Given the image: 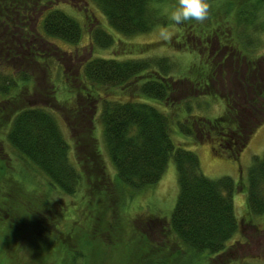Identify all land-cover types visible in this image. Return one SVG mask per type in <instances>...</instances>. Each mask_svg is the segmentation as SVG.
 I'll list each match as a JSON object with an SVG mask.
<instances>
[{"label":"rangeland","instance_id":"obj_1","mask_svg":"<svg viewBox=\"0 0 264 264\" xmlns=\"http://www.w3.org/2000/svg\"><path fill=\"white\" fill-rule=\"evenodd\" d=\"M54 1H57V8L75 18L83 28V36L78 45H70L61 39H50L72 57V61L66 65H62L64 62L56 56L52 57L53 62L46 58H43L45 61L39 59V55L35 57L36 60L26 59L31 56L32 50H39L41 34L45 35V14H40L42 7L34 5L37 10L20 15L10 0L8 7H5L9 10L11 24L8 26L5 19L0 23V43L4 47L2 51L0 48V74L16 77L17 73L24 72L33 81L30 88L22 89L20 95L23 97L19 94H15L13 99L0 97V264H49L51 259L54 264H190L192 260L196 261V255L188 251L170 230V221L179 197L178 171L174 160L170 161L166 173L156 185L148 186L140 192L123 188L105 144L99 108L92 117L89 115L84 118L85 121L92 120L90 130H87L88 127L79 130L68 127L63 115L67 116L68 113L54 107L56 102L35 100L50 91L55 86L53 83L65 80L67 75L74 86L84 87L79 80L81 68L93 58L118 61L131 58L155 59L154 62L160 58L170 59L174 69L164 73L167 77L207 84L214 80V74L208 75L207 67L201 70V64L209 57L211 62L216 60L219 70L215 86L226 80L232 87L226 85V89H220L218 93L217 88L210 83L212 88L209 91L221 94V97H217L219 101H215L213 95H203L206 90L193 91L195 95L209 97L204 99L203 106H196L195 110L200 111L199 117L205 120L218 119L225 114L224 104L229 92L236 91L232 80L239 84L237 78L249 74L252 78L250 81H253L260 77L262 69L261 89H264V28L263 34L254 40V46L241 34L223 28L227 32L221 33L223 38L234 33L235 44L219 56L218 53L213 54L215 51L210 48L216 35L210 20L216 23V20L224 18L222 16H227L230 18L227 26L237 27L238 14L244 0H232L233 4L228 9H223L227 6H222L225 0H207L209 10L203 22L188 21L180 25L171 22L165 13V8L175 4L176 0H158L159 13L165 18L149 33L133 37H125L116 32L94 0ZM212 14L214 16L211 18ZM30 22L32 33L25 29ZM198 27L203 29L202 33L199 30L195 32ZM95 28L107 31L108 35L115 38V43L106 50L99 48L100 43H94L92 38ZM219 37L220 34L216 39L219 40ZM141 47H146V51H141ZM18 48L24 49L26 58L21 56L14 59L8 52ZM230 62L233 65L226 68ZM67 66L69 71L66 74ZM151 69H155L154 65H151ZM143 82L140 81V85ZM133 90V86L117 92L112 90L107 97L114 99L118 96L124 102L141 100ZM252 90L250 92L257 95L255 89ZM72 98L77 101V97ZM260 102L264 103V99L260 98ZM260 102L247 108V111H253V114L249 112L252 114L251 121L245 127V134L249 138L237 157H230L222 151L220 154L214 152L204 138L196 140L192 134H180L181 127L175 125L177 121L171 118L166 107L157 102H149L159 111L168 113L175 143L198 155L205 176L214 180L229 177L238 188L234 204L241 224L240 232L224 253L213 256L208 263L199 261V264H264V216L255 219L248 217L244 193L249 170L256 159L264 158V106H257ZM229 103L232 104V101ZM207 104L211 106L207 108ZM28 107L43 108L56 116L71 147L70 160L82 175L74 194H67L55 187L45 173L21 156L9 143L8 134L12 130L13 117ZM188 127L192 128V125L189 123L183 126ZM78 133L91 145V151H97L92 156V175L89 169L78 165L75 146ZM94 203L99 205V209L91 212L88 206ZM93 213L99 216L94 223Z\"/></svg>","mask_w":264,"mask_h":264},{"label":"trees","instance_id":"obj_2","mask_svg":"<svg viewBox=\"0 0 264 264\" xmlns=\"http://www.w3.org/2000/svg\"><path fill=\"white\" fill-rule=\"evenodd\" d=\"M94 1L108 18L109 25L125 37L149 33L160 24L161 19L165 18L159 13L158 0H155L156 3L153 0V2L151 0ZM231 1L225 0L222 6H227L223 9L231 8L233 4ZM9 3L10 0H0V23L5 19L8 26L11 24V16L7 9ZM34 5L42 7L40 14H45L43 21L45 35L40 33L39 50H32L28 58L21 48L11 49L8 52L14 56V59L24 57L31 61L36 60L35 57L39 55V59L46 58L53 62L52 57L56 56L64 62L62 65L70 63L72 57L50 39H61L70 45H78L83 36L82 26L75 18L57 8V1L12 0V7L20 15L31 14L34 9L37 10ZM213 16L214 14L211 18ZM222 17L224 18L216 20V23L210 20L214 28L213 32L216 34L210 48L215 51L213 54L218 53L219 56L235 44L234 33L228 37L224 35L226 38H223L221 33H227L223 28H230L236 34H241L248 43L251 42L250 45L254 46V40L263 34L264 1L244 0L238 14L237 27H228L230 18ZM31 28V22L25 26V29H29V33L33 31ZM198 30L201 32L203 29L198 27L195 32ZM218 34L221 35L219 40L216 39ZM92 38L93 42H99L98 47L105 48L104 50L115 43L113 36L99 28L94 29ZM0 48L1 51L4 50L2 43ZM139 49L146 51V47ZM243 52L246 53V50ZM209 56L212 57L211 54ZM205 59L206 62L201 64V70L207 67V74H214V80L210 83L215 86L218 82L215 78L219 76L215 64L217 62L216 60L211 62L212 59L209 57ZM154 60L90 59L82 65L79 77L84 87L74 86L67 75L60 83H53L55 86L35 101L56 102L53 106L68 113L66 116L61 111L67 120L66 124L73 129L88 127L87 130H90L92 120L85 121L84 118L89 115L92 117L99 108L105 144L111 153L123 188L140 192L148 186L156 185L166 173L170 161L174 160L178 171L179 197L170 221V230L188 251L196 255V261L192 260L190 264H199V261L208 263L213 256L224 253L241 230L234 204V196L238 188L234 180L229 177L214 180L202 173L198 155L180 148L175 143L167 114L169 113L171 118L177 121L175 125L181 127L180 134L185 136L192 134L196 140L204 138L211 144L214 152L220 154L222 151L230 157H237L249 138L245 134V127L251 121L253 111L250 109L252 114H249L251 111H247V108L260 102V98L264 99V89H261L262 69L260 77L253 81H250L252 78L249 74L237 78L240 86L232 80L236 91L229 92V97L225 99V114L218 119L205 120L199 117L200 111L197 112L195 107L203 106L204 99L209 97L195 95L193 91L206 90L203 95H213L216 101L219 95L221 97L218 90H225L226 85L231 88V83L226 80L221 81L215 86L218 93L211 92L210 83L174 80L173 78H176L174 76L167 77L164 73L174 69L170 59L160 58L155 62ZM151 65H154L155 69H151ZM232 65L233 62H230V66L225 67L229 68ZM65 69L67 74L68 66ZM19 73L16 77H13L14 75L5 77L0 74V97L13 99L17 94H21L22 89L30 88L33 84L32 77L24 72ZM140 81L144 82L140 85ZM127 86L128 88L133 86L135 88L133 91H136V95L141 100L124 102L118 96L114 99L107 97L109 91L126 90ZM253 88L257 95L250 92ZM72 97H77V101H73ZM150 101L162 104L168 113L159 111L156 106L149 103ZM230 101L232 104L229 103ZM259 105L264 106V103L260 102L257 106ZM210 106L211 104L207 108ZM258 110L260 111V108ZM189 123L192 128H183ZM62 132L56 116L51 112L43 108L28 107L18 111L13 117L8 140L21 156L45 173L55 187L72 195L76 192L82 175L70 160L71 147ZM78 134L75 145L78 165L89 169L92 175V156L97 154V151H91V145L84 140L82 134ZM244 193L248 217L255 219L264 216V158L256 159L249 170L248 185ZM88 208L91 212L97 211L99 205L94 203ZM98 217L93 213L92 222L94 223ZM52 260L49 264H54Z\"/></svg>","mask_w":264,"mask_h":264},{"label":"clouds","instance_id":"obj_3","mask_svg":"<svg viewBox=\"0 0 264 264\" xmlns=\"http://www.w3.org/2000/svg\"><path fill=\"white\" fill-rule=\"evenodd\" d=\"M208 10L207 0H176L175 4L165 8V13L171 22L180 25L188 21L203 22Z\"/></svg>","mask_w":264,"mask_h":264}]
</instances>
